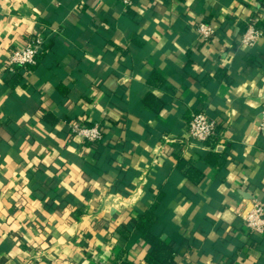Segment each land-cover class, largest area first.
<instances>
[{
  "label": "crops",
  "instance_id": "crops-1",
  "mask_svg": "<svg viewBox=\"0 0 264 264\" xmlns=\"http://www.w3.org/2000/svg\"><path fill=\"white\" fill-rule=\"evenodd\" d=\"M262 11L264 0H0V264H115L120 249L146 264L141 232H118L160 191L151 232L174 250L169 264H264V232L236 211L264 200V36L239 42ZM34 31L50 41L38 62L6 68ZM199 110L216 123L211 144L188 137ZM72 121L100 122L103 139L71 134Z\"/></svg>",
  "mask_w": 264,
  "mask_h": 264
},
{
  "label": "built area",
  "instance_id": "built-area-1",
  "mask_svg": "<svg viewBox=\"0 0 264 264\" xmlns=\"http://www.w3.org/2000/svg\"><path fill=\"white\" fill-rule=\"evenodd\" d=\"M124 4H130L131 0H122ZM258 20H264V11L252 17L246 24L240 36V44L252 47L264 36V27ZM198 36L206 40L214 33V29L206 21H200L195 25ZM46 40L38 31H34L21 47L13 48L6 60L5 66L13 70L16 66L35 65ZM261 125L264 126V111L261 113ZM100 122L85 124L79 121L69 123L71 134L79 135L86 142H96L102 137V127ZM187 134L189 138L211 144L217 135V126L214 119L210 118L204 111H194L190 114L187 123ZM211 141V142H210ZM241 216L245 231L250 233L264 232V200L258 197H251L250 206L242 209L241 205L236 208Z\"/></svg>",
  "mask_w": 264,
  "mask_h": 264
},
{
  "label": "trees",
  "instance_id": "trees-1",
  "mask_svg": "<svg viewBox=\"0 0 264 264\" xmlns=\"http://www.w3.org/2000/svg\"><path fill=\"white\" fill-rule=\"evenodd\" d=\"M261 24H262L261 26L264 27V23H261ZM47 42H48V44L50 43V41H46V43ZM44 51H45V45L43 46L40 55H42V53ZM40 55H39V57H40ZM37 62H38V60H37ZM30 66H33V65H30ZM16 67H18V66H16ZM149 98H151V95L149 93L145 94L143 97V99H145V100H147ZM102 139H103V133H102V137L100 140H98L96 142H89V143L97 144ZM214 139H215V137L213 138V140ZM175 157L177 160V162H176L177 168L182 169L184 172H187L188 168H189V170H191V168H192L191 164H189V165H187V167H185L186 162L183 159H181L179 156H175ZM161 197H162V192L160 191L159 195L157 196V199H160ZM157 199H156V201H154L151 204V206L148 210L144 211L143 213L138 214L137 217H129L127 220V222H129V223L123 222L122 228L119 230L118 233L121 236H123L124 230H126V226L128 224H130L131 226H134L135 228H137L141 232L143 239L149 245V249L147 250V252L145 253V256H144V260H145L146 264H169V263H172V261H173L174 250L172 249L171 245L166 243L163 239H161L160 236L155 235L151 232V227L156 221V218H155L154 213H153V209H154V206L156 205V203L158 201ZM81 213H82L81 207H77L75 209V212L73 213V216L75 218H78ZM119 255H120V258L118 259V261L115 264H135L131 259H129L127 257L124 249H120Z\"/></svg>",
  "mask_w": 264,
  "mask_h": 264
}]
</instances>
